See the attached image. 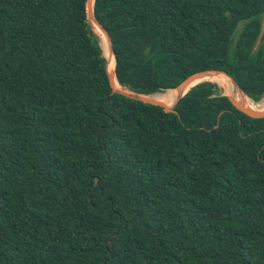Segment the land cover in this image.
<instances>
[{"label": "trees", "instance_id": "16d2710c", "mask_svg": "<svg viewBox=\"0 0 264 264\" xmlns=\"http://www.w3.org/2000/svg\"><path fill=\"white\" fill-rule=\"evenodd\" d=\"M86 1L0 0V264H264V117L212 81L174 112L112 93ZM94 15L133 91L220 69L264 97V0Z\"/></svg>", "mask_w": 264, "mask_h": 264}, {"label": "water", "instance_id": "95a60500", "mask_svg": "<svg viewBox=\"0 0 264 264\" xmlns=\"http://www.w3.org/2000/svg\"><path fill=\"white\" fill-rule=\"evenodd\" d=\"M94 1L95 0H87L86 1L87 17H88V20L92 23V25L98 27V29L101 31V33L106 37L107 46L105 47V50L103 49V54L106 58V66H107L109 61L111 60V55H113L115 57L114 46H113V42H112V38H111L110 34L108 33L106 28L98 21V19L94 15ZM263 36H264V18H262L260 32L257 36V39H256L254 47H253L254 52L258 49V47L262 43ZM107 72H108V78H109L110 87L112 89V91H111L112 93H119V94L125 95L127 97H130V98H133V99L145 102V103L159 105V106L163 107L164 110L167 112H174L175 106L177 105L179 100L193 86L200 83L199 80H201V78H203L204 76H206L208 74H212V73L213 74H224L225 76L229 77L231 82L233 83L234 87L239 88L240 92L243 93L244 95H246L244 93V91L242 90V88L239 86V84L232 78V76L228 72H226L225 70H220V69H208V70H202V71L192 73L191 75L186 77L183 81H181L175 87V89L178 92V96H177L176 100L171 105H168L166 102L155 98L153 96V94L148 95V94L139 93V92L133 91V90L121 85L120 83L119 84L121 87H116L115 86V80L117 79V77H116L115 69L113 71H110L107 67ZM225 95H227L229 97L230 101L233 103V105L238 110L245 113L246 115L251 116L253 118L264 117V109H261V110L253 109V108L245 105L244 103L239 102L233 95H230V94L229 95L225 94Z\"/></svg>", "mask_w": 264, "mask_h": 264}, {"label": "bare ground", "instance_id": "6f19581e", "mask_svg": "<svg viewBox=\"0 0 264 264\" xmlns=\"http://www.w3.org/2000/svg\"><path fill=\"white\" fill-rule=\"evenodd\" d=\"M96 29L100 31L98 27H96ZM100 43H101L102 48L105 50V47L107 46V41H106V37L103 34H102V40ZM115 66H116L115 57L111 55V60L109 61L107 67L110 71H113L115 69ZM203 81H212V82L217 83L224 89V92L226 94L233 95L239 102H242L245 105L253 109H256V110L264 109V98L262 102L260 103L255 102L247 95H244L243 93H241L239 88L234 87L230 78L225 76L224 74H213V73L208 74L204 76L203 78H201V80H199V82H203ZM115 86L121 87L117 79L115 80ZM153 96L157 99H160L166 102L168 105H171L176 100L178 96V92L174 88V89H168L161 93H155L153 94Z\"/></svg>", "mask_w": 264, "mask_h": 264}, {"label": "rangeland", "instance_id": "374dc122", "mask_svg": "<svg viewBox=\"0 0 264 264\" xmlns=\"http://www.w3.org/2000/svg\"><path fill=\"white\" fill-rule=\"evenodd\" d=\"M243 22H245V21H243ZM241 24V23H240ZM242 24H244V23H242ZM241 24V25H242ZM241 25L239 26V27H241ZM94 28H95V30H97L96 29V26H94ZM97 33H98V35L100 36V42H101V40H102V33H101V31H96ZM219 86V91L222 93V94H226L225 92H224V89L220 86V85H218ZM229 95V94H228ZM264 98V97H263ZM263 98H262V100H263ZM262 100L261 101H259L258 103H260V102H262Z\"/></svg>", "mask_w": 264, "mask_h": 264}]
</instances>
